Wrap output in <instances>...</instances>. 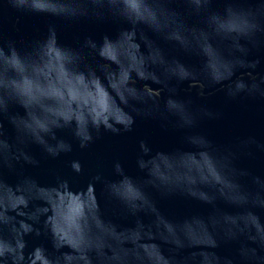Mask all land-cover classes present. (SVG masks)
<instances>
[{"label": "water", "instance_id": "95a60500", "mask_svg": "<svg viewBox=\"0 0 264 264\" xmlns=\"http://www.w3.org/2000/svg\"><path fill=\"white\" fill-rule=\"evenodd\" d=\"M0 264H264V0H0Z\"/></svg>", "mask_w": 264, "mask_h": 264}]
</instances>
